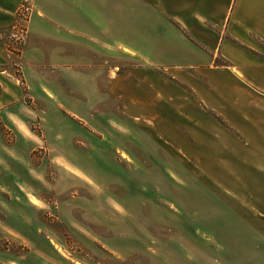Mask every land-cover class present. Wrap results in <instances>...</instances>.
Returning a JSON list of instances; mask_svg holds the SVG:
<instances>
[{"label": "rangeland", "instance_id": "rangeland-1", "mask_svg": "<svg viewBox=\"0 0 264 264\" xmlns=\"http://www.w3.org/2000/svg\"><path fill=\"white\" fill-rule=\"evenodd\" d=\"M125 11L118 56H93L68 84L48 67L19 76V99L38 116L20 125L19 152L0 161V264H239L238 217H225L209 167L213 139L200 131L193 146L183 121L228 123L178 80L175 58L129 54ZM163 16L152 10L153 23ZM184 73L199 81L197 70Z\"/></svg>", "mask_w": 264, "mask_h": 264}, {"label": "crops", "instance_id": "crops-1", "mask_svg": "<svg viewBox=\"0 0 264 264\" xmlns=\"http://www.w3.org/2000/svg\"><path fill=\"white\" fill-rule=\"evenodd\" d=\"M152 1L30 0L25 38L18 52L9 53L5 36L20 0H0V161L19 152L20 125L26 127L38 116L19 99L22 71L48 67L63 73L68 84L77 81L73 68H88L93 56H118L122 6L127 8L124 47L129 54L145 60L151 55L175 58L171 64L181 75L178 80L188 82L199 101L228 123L201 122V129L195 115L193 121H183L191 127L193 146L200 144V131L213 139L215 157L209 167L219 172L212 180L222 185L225 217H238L239 264H264V48L259 43L264 44V0H175L174 6ZM131 9H139L138 16ZM153 9L169 19L153 23ZM157 27L158 45L152 41ZM215 57L224 62L214 64ZM185 68L197 70L199 81L188 80ZM38 92L50 100L45 95L50 90L40 87ZM26 106L33 116L20 113ZM4 132L11 138L8 144ZM226 228L228 236L227 220Z\"/></svg>", "mask_w": 264, "mask_h": 264}, {"label": "built area", "instance_id": "built-area-1", "mask_svg": "<svg viewBox=\"0 0 264 264\" xmlns=\"http://www.w3.org/2000/svg\"><path fill=\"white\" fill-rule=\"evenodd\" d=\"M31 13L30 0H20L14 12L13 22L5 36L6 50L16 53L22 45L27 31V21Z\"/></svg>", "mask_w": 264, "mask_h": 264}, {"label": "bare ground", "instance_id": "bare-ground-1", "mask_svg": "<svg viewBox=\"0 0 264 264\" xmlns=\"http://www.w3.org/2000/svg\"><path fill=\"white\" fill-rule=\"evenodd\" d=\"M125 50H126V48H125ZM58 248V247H57Z\"/></svg>", "mask_w": 264, "mask_h": 264}]
</instances>
